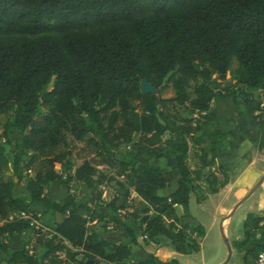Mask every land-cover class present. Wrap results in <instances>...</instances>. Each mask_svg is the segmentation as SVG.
<instances>
[{
  "label": "trees",
  "instance_id": "1",
  "mask_svg": "<svg viewBox=\"0 0 264 264\" xmlns=\"http://www.w3.org/2000/svg\"><path fill=\"white\" fill-rule=\"evenodd\" d=\"M233 61L238 65L237 90L213 87V76L218 74L223 83ZM143 80L156 91L170 84L175 96L142 94ZM191 82L193 96L186 90ZM257 90H264V0H0V114L12 115L19 134V152L11 163L15 181L3 179L10 165L0 154V264H179L152 256L133 261L130 245L138 228L126 223L127 215L143 226L149 240L161 235L180 255L198 253L196 238L204 236V226L184 219L190 218L189 197L199 177H192L185 160L205 140L197 136L194 117L173 114L169 105H187L190 115H201L210 111L212 100H229L239 110L242 133L247 116L264 129V108L252 96ZM162 112L165 121L178 125L175 131L162 123ZM136 134L142 142L134 146L158 150L168 145L175 166L147 169L131 150L118 152ZM230 135L217 131L207 136L216 149L200 148L196 156L201 166L215 164L218 148ZM77 145L76 159L82 163L71 175ZM256 147L264 152V142ZM23 156L28 157L25 164ZM99 167L113 170L115 178L123 179L117 185L138 199L118 208L131 212L117 214L113 208L108 218L112 226L104 228L103 236L88 231V218L75 211L80 206L69 195L64 204L43 196L52 185L97 189L109 179ZM22 171L32 174L25 184L29 202L14 192ZM172 183L176 189L161 196ZM206 183L207 193L215 194L228 177L210 173ZM33 204L62 216L50 238L29 220H9L16 213L32 214ZM178 205L184 211L180 218L175 217ZM80 208L93 214L85 205ZM262 227L264 218L249 215L237 248ZM27 231L34 235V246L10 251L8 240ZM259 250H247L242 263L256 264Z\"/></svg>",
  "mask_w": 264,
  "mask_h": 264
},
{
  "label": "crops",
  "instance_id": "2",
  "mask_svg": "<svg viewBox=\"0 0 264 264\" xmlns=\"http://www.w3.org/2000/svg\"><path fill=\"white\" fill-rule=\"evenodd\" d=\"M254 99L256 101H262L264 100V90H257L253 93ZM260 98H257V97ZM261 106L264 105V103L260 104ZM238 113L239 110L236 106L232 104L231 101L226 99H214L211 103V109L208 113H203L201 115L194 114L191 115V117H203V116H209L214 118L213 120L210 119H203L201 118V122L199 123L200 131L197 133V136L201 137L205 140V143L201 145V147H195L193 152L190 155V152L188 154V157L186 158L185 162L188 165L190 171L192 172V177H194L196 174L198 175V179L196 181L197 188L193 193L190 194L189 202H188V209L190 218L184 219V222L191 223V222H199L201 221L192 213V202L195 203L196 207L198 208H207L206 206L209 204L210 201H213V203L216 205L215 210L209 211L210 221L211 225L217 221L218 218H220V226H223L224 234L227 237V231L225 228L227 227L228 230L231 231H238L239 227L243 228V224L246 221V218L251 215L252 217H262L264 218V182L260 185L257 192L254 194L252 203L249 206V209L247 213L243 216H240L236 222L234 223L232 220V216L229 217V215L235 210L236 204L240 201L241 198H243L249 190L254 186V184L259 180V178L264 174V168H259V164H264V152L259 151L257 149V144L264 142V129H261L258 125V121L252 117H247L246 120V127L244 132L238 131ZM163 123V122H162ZM167 128L170 126L172 128H176V125H171L168 121H165L163 123ZM13 132L10 134V137H8V144H4V147L11 148L16 145L18 142L19 136L18 133L15 131V129L12 127ZM217 131L221 132H231V135L222 142L221 146L218 148L215 158V164L210 166H201V162L199 161V158L196 156V153H198V149L200 148L205 149L207 152L210 149H216V145L213 141H208L206 138L208 135L213 134ZM169 134V133H167ZM136 136V138H135ZM169 136V135H166ZM16 138V140H14ZM16 141V142H15ZM136 141V142H135ZM133 143H141L142 137L139 134H136L132 138ZM128 149L131 150L136 157L138 158L140 165L147 169H157V168H164L171 170L176 162L177 159L169 154V146L166 144H163L162 147L158 150L155 149H148L145 148L142 145H133L128 146ZM8 153V152H7ZM0 154H2L4 157V153L2 152L0 148ZM246 154L249 155V159L247 160L245 158ZM205 156V153L203 154ZM7 158V157H6ZM8 164L10 165L8 169L4 170L2 173V177L5 181H15L16 178V172L12 168L11 163L12 160L8 159ZM189 162V163H188ZM193 162V166L190 167V163ZM79 165L74 166V168L71 171V175L73 174V170ZM58 167V171L60 172V167ZM222 168L221 171H219V168ZM220 172H223L228 177V183L218 191V193L215 194H208L207 189L208 185L206 183V177L208 174L213 173L220 179ZM29 177L32 176L30 172ZM25 179L21 178L19 181L20 185L25 186L24 184ZM72 185V184H71ZM55 187V188H54ZM59 189L56 188V185L50 186L48 189L44 191L43 196L53 200L57 203H59L56 199L52 197V194H48L51 189ZM66 189L67 194V188ZM176 189V183H172L169 185V187L166 190H162L159 192L161 196H166L172 193ZM16 190V188H15ZM14 192L16 193V191ZM57 192L56 198L62 199L63 192L60 190H55ZM54 194V193H53ZM27 198V202L30 201V197L28 192L23 189L22 195ZM131 196L134 200L138 201L136 194L131 193ZM197 197H200V202H197ZM68 201V198H66L65 201H60L59 204H64ZM231 203V206L229 205ZM254 207V208H253ZM218 209V211H216ZM32 215L34 213H38L37 216L44 218L47 214H52L51 211H45V209L40 204H33L31 206ZM233 212V213H234ZM184 214L183 207L178 205L175 207V217L180 218ZM56 217H58L57 214H54ZM37 225H33L35 230H38L39 222L36 220ZM61 221V219L56 220V224H58ZM227 223V225L225 223ZM226 225V227H224ZM135 228H138V234L136 235V242L131 244V252H132V260L133 261H139L144 260L149 256L155 257L158 261L162 263L170 262L171 260H177L179 264H191V257L197 254H200L201 252V246L200 251L198 253L190 254V255H180L176 253L174 250V247L169 248L168 244L166 242L169 241L171 244V241L167 239L164 236H157L152 240H149L144 234H143V226H141L138 222L134 225ZM204 236L203 240L206 236V226L204 229ZM31 235V238H29ZM237 235V234H236ZM239 235V232H238ZM244 235V234H243ZM25 236V237H22ZM260 233H257L253 241L257 238L256 242L249 241L246 246L242 248H237L235 245L237 251L239 252L241 259L240 264H243V256L245 252L249 249H254L256 247H259L261 251L263 242L260 240ZM235 243L240 242L243 240L242 234L239 236H236ZM29 240V241H28ZM9 250H16L20 249L23 246L25 248L31 249L34 246V235L31 233V231H27L23 233L18 239H13L9 241ZM26 242V243H25ZM253 242V243H252ZM230 243V242H229ZM254 245H256L254 247ZM258 252V253H259ZM6 264V263H2ZM103 264V263H102Z\"/></svg>",
  "mask_w": 264,
  "mask_h": 264
},
{
  "label": "rangeland",
  "instance_id": "3",
  "mask_svg": "<svg viewBox=\"0 0 264 264\" xmlns=\"http://www.w3.org/2000/svg\"><path fill=\"white\" fill-rule=\"evenodd\" d=\"M238 76V65L235 61H233L230 66L226 69V75H225V81L223 83H220L217 78H218V74H215L213 76V82L212 85L215 88H226L229 90H237L236 86H234V80H236ZM52 84H50L48 86V90L51 89ZM193 88H194V83H190V86L186 89L188 94L190 96H193ZM155 95H159V97L164 98V99H170L173 98L175 96V92L172 89V87L170 86V84L165 85L160 91H156ZM254 97V95H252ZM257 98H260L259 96ZM255 103H264V100L262 101H255ZM131 106L135 109H139V106L137 104V102H131ZM170 107V112L173 114H177L183 118L186 117H191V115L189 114V109L187 107V105H169ZM259 108L261 110H263L264 105L261 106L259 105ZM44 110L41 108L40 112H43ZM248 117V116H247ZM252 117L253 116H249ZM160 120L165 123V114L164 112H162L159 116ZM202 117H195V121L196 122H201ZM239 120V118H238ZM178 126V125H176ZM179 128V127H178ZM168 130H170V132H173L176 130V128H172V127H168ZM13 129H12V115L10 114H6V115H1L0 114V148L2 150V152L4 153V155L13 161V158L15 156V154H17L19 152L18 147L13 146L11 148L4 147V140L8 139V137H10V134H12ZM19 136V134H18ZM174 138H178V135L174 134L173 135ZM12 138V136L10 137ZM136 138V136H135ZM168 138V136H163V140H166ZM16 140V138L14 139ZM16 142V141H15ZM136 142V141H135ZM17 144V143H16ZM132 144H134L133 142H131L129 145L126 146H122L121 148L118 149V152H125L128 151V146H133ZM81 148L80 145H77L74 148V152H73V158L71 159V162L74 166L76 165H80L82 163L81 160L76 159L77 156V152L78 150ZM194 149H191L190 155H192L191 153L193 152ZM8 152V153H7ZM198 154H199V149H198ZM81 155V154H80ZM79 156V155H78ZM28 157L27 156H23L22 157V164H25V162L27 161ZM189 163V162H188ZM193 162L190 163V167L193 166L192 165ZM259 168H264V164H259L258 165ZM56 171H58V167L56 166ZM100 170H102L107 177L109 178L107 180V182L103 183V185L99 186L97 189L95 190H91V189H87L84 185L82 184H72L69 186V188L67 189V194H66V189L63 187H59L56 185V188L58 187L59 189H54L52 188L51 191H49L48 194H52V197L54 199H56L59 203L60 201H65L66 198L69 197L74 201V203L77 206H87L89 209L92 210L93 214H90L88 212H85L83 210H81L80 207L76 208V212L82 216H85L88 218V224H87V228L89 232H97L100 236H103L104 233V228L105 227H111L112 224H110L109 222V217L115 212L113 208H115L117 211V214H124L126 212H131V208H128L124 211L119 210L118 208H120L121 205H127V206H133L137 203L136 200L133 199V197L131 195H127L125 193L124 189H121L116 182H121L123 181L122 178H115L114 176V172L113 170H110L106 167H99ZM221 174H225L223 172H220V178H221ZM21 177L25 179L24 184H26V182L28 181L29 178V173L28 171H22L21 172ZM16 178V176H15ZM16 195H22L23 189L25 188V186L20 185V183H16ZM55 190H60V192H63L62 195V199L60 198L57 199L56 195L57 192ZM54 193V194H53ZM200 199V197H197V199ZM202 199V198H201ZM242 199V198H241ZM240 199V200H241ZM252 199L253 197H251L250 199H248L247 201H245L243 204H241L233 213L232 215V220L235 223L236 220L240 217L243 216L247 213L250 204L252 203ZM231 206V203L229 204ZM207 208H197L195 203L192 202V213L194 215H196V217H198V219L201 221L200 224H202L204 226H206V236L204 241L203 237L202 238H196L198 243L201 246V252L200 254L194 255L191 257V264H222L223 262H225L226 257H227V249L225 244L223 243L221 234H220V218L217 219V221H215L212 225H211V221H210V216H209V211L215 210L216 205L213 203V201H210L209 204L206 206ZM254 208V207H253ZM74 211V209H71ZM218 211V209L216 210ZM55 213L52 214H47L44 218H41L38 215V213H34V218L36 220H38L39 225L41 226L42 230H44L45 232H53L55 225H56V220L61 219L62 220V216L58 215V217H56L54 215ZM126 223L129 225H134V221L127 215L126 216ZM199 223V222H197ZM225 223V222H224ZM191 225H194L195 222H191ZM227 225V223H225ZM226 225H224V227H226ZM225 230L227 231V238L230 242V246H231V250H232V254L231 257L229 259V261L227 262V264H240V259L241 256L239 254V252L237 251L235 245V238L236 236H239L240 234H242V237L244 238L246 229H243L242 227H239L238 231H231L230 229L228 230V228L226 227ZM38 231V230H36ZM39 232V231H38ZM239 232V235H238ZM258 233H260V240L264 241V227L260 228L258 230ZM237 234V235H236ZM25 237V236H22ZM31 238V235L30 237ZM255 237H251V241H253ZM29 241V240H28ZM257 238L253 241L256 242ZM252 242V243H253ZM26 243V242H25ZM169 246V248H172L171 244L168 242H166ZM264 243V242H263ZM256 245H254L255 247ZM80 258V257H78Z\"/></svg>",
  "mask_w": 264,
  "mask_h": 264
},
{
  "label": "water",
  "instance_id": "4",
  "mask_svg": "<svg viewBox=\"0 0 264 264\" xmlns=\"http://www.w3.org/2000/svg\"><path fill=\"white\" fill-rule=\"evenodd\" d=\"M221 71H223L222 68H221ZM140 92L142 94L155 95L156 90L151 85H149L145 80H143V81H141V84H140ZM263 182H264V174L259 178V180L254 184V186H252V188L249 190V192L236 204L235 209L238 208L245 201H247L248 199L253 197ZM233 212L229 215V217L233 215ZM220 234H221L223 243L225 244L226 249H227V257H226L225 262H223L222 264H227V262L229 261V259L231 257L232 250H231L229 240L224 234V229H223L222 225L220 226ZM88 264H93V262L89 261Z\"/></svg>",
  "mask_w": 264,
  "mask_h": 264
},
{
  "label": "built area",
  "instance_id": "5",
  "mask_svg": "<svg viewBox=\"0 0 264 264\" xmlns=\"http://www.w3.org/2000/svg\"><path fill=\"white\" fill-rule=\"evenodd\" d=\"M12 219H23V220H29L32 225H37L34 216L31 213H26V212H20L13 214L9 217V220ZM38 231L41 232L46 238H50L52 235V232H45L42 230L41 226H38ZM256 264H264V243L262 245L261 251L258 253L257 258H256Z\"/></svg>",
  "mask_w": 264,
  "mask_h": 264
}]
</instances>
